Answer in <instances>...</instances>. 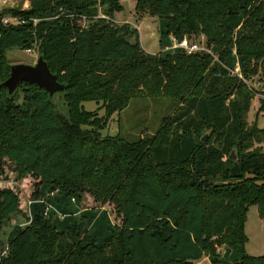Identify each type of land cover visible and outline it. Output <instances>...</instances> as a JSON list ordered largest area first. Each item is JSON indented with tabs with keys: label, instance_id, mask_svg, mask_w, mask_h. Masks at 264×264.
<instances>
[{
	"label": "trees",
	"instance_id": "trees-1",
	"mask_svg": "<svg viewBox=\"0 0 264 264\" xmlns=\"http://www.w3.org/2000/svg\"><path fill=\"white\" fill-rule=\"evenodd\" d=\"M27 2L28 10L1 14L24 22L0 24V173L8 165L15 179H33L34 200L53 189L67 198L87 194L118 223L96 242L87 216L66 212L74 217L59 229L42 216L41 198L23 225L11 224L20 198L0 186V264H195L203 257L220 264L224 247L239 248L233 264H264V255L244 251L249 206L264 218V126L246 122L253 94L225 66L234 46L243 77L264 71V0H134V11L156 16L165 36L202 35L216 59L181 49L146 53L137 29L112 18L121 0ZM240 11L234 32L227 18ZM13 48L36 50L63 90L50 96L21 82L7 94L1 83ZM151 99L175 106L152 135L100 136L130 101ZM84 101L103 115L83 109Z\"/></svg>",
	"mask_w": 264,
	"mask_h": 264
},
{
	"label": "rangeland",
	"instance_id": "rangeland-1",
	"mask_svg": "<svg viewBox=\"0 0 264 264\" xmlns=\"http://www.w3.org/2000/svg\"><path fill=\"white\" fill-rule=\"evenodd\" d=\"M121 2L124 6L123 10L115 12L112 18L117 23H128L137 29L140 45L146 53H158L160 51L165 53L167 51L176 50L178 48H172V46L176 45L183 38H186L188 42L195 43L199 46L201 49V51H199L200 53L204 52L210 54L214 59L217 58V54L211 45L207 46L205 44V38L202 35H184L181 39L174 38L171 35L165 36L160 21H158L156 16L147 14L141 16L136 13L133 5L134 0H121ZM5 8H16L18 10L29 9L27 0H0V15L4 12L3 9ZM7 16H9V14L1 15V17ZM30 19L33 24L38 21L37 18L32 17ZM227 20L229 25L235 26L234 32L240 30L242 11L237 12L234 16L227 18ZM229 55V61L225 64L226 68L231 75H240L246 87H248L253 94L250 108L246 114V122L252 124L255 121L258 127H262L264 126V107H261V105L264 106V104L260 101L264 99V71L259 70L256 74L243 77L234 46L230 48ZM36 57V50L28 53L25 50L13 48L6 52V58L9 60L10 64L23 63L31 65L36 62ZM234 70H236V72ZM17 94V100L20 101L21 93L18 90ZM55 96L54 102L57 103L59 99ZM81 106L87 111H95L98 117L102 116L104 113L103 109H97L98 105L93 101H84ZM174 107V103L169 99L130 101L124 110L117 114H113L107 119L104 128L99 131V134L100 136H114L119 133L121 137L128 141L135 140L136 137L141 135L142 131H144L146 135H152L159 125L160 118L171 114ZM203 134L201 136H203ZM33 184L34 180L29 177H25L21 180L15 179V174L10 172L8 165H5L3 168L0 173V186L9 187L15 191L20 198L19 214L13 217L9 223L17 224L19 222L20 225H23L25 216H32L31 206L34 204L33 202L37 201V203L41 205L39 200L41 198L46 205H48L46 209L42 208V216L50 223L53 222V224L57 225L59 229H63L64 225H66L65 222L63 224H60V222L66 221L69 217L75 216V218H77L81 215L87 216L86 218H82V221L86 223V219L89 218L87 220V227L90 229V234H88V236L96 242L100 241L108 234V227L110 225H117L118 223L116 216L113 217L112 215L110 217V210L94 208L95 205L90 201L89 195L87 194L80 199L76 198L75 195L67 198L57 189H53L44 192L41 198L39 197L34 200V196H31L34 189ZM69 211L75 212V214L77 211L80 212V214L71 216L66 213ZM244 224V233L247 238V243L244 245L245 253L251 256L264 255V218H259L257 216L256 207L249 206ZM8 229V225L1 228L2 237L7 235ZM239 251L238 247H232L227 251L221 252L219 255L221 259L220 264H233L239 256ZM199 264H211V262L202 261Z\"/></svg>",
	"mask_w": 264,
	"mask_h": 264
},
{
	"label": "water",
	"instance_id": "water-1",
	"mask_svg": "<svg viewBox=\"0 0 264 264\" xmlns=\"http://www.w3.org/2000/svg\"><path fill=\"white\" fill-rule=\"evenodd\" d=\"M36 59V62L31 65L23 63H13L10 65L8 78L1 83L6 89L7 94L11 95L21 82L34 83L50 96L63 90V86L57 82L56 76L50 73L44 60L40 56L36 57ZM207 134L208 131H205L200 139L203 143L206 141ZM229 158L236 159L233 150L230 152ZM225 249L226 247L222 248L223 251Z\"/></svg>",
	"mask_w": 264,
	"mask_h": 264
},
{
	"label": "built area",
	"instance_id": "built-area-1",
	"mask_svg": "<svg viewBox=\"0 0 264 264\" xmlns=\"http://www.w3.org/2000/svg\"><path fill=\"white\" fill-rule=\"evenodd\" d=\"M23 22L24 21L22 19L18 18L17 16H13V15L12 16L9 15L7 17H0V24L4 25V26L23 24ZM174 47L181 49L183 52H185L187 54H193V53H197V52L201 51V49L199 48V46L197 44L188 42V40L186 38H183L176 45L172 46V48H174ZM25 51L30 53L31 51H33V48L27 49ZM236 70H237V68H236ZM236 70H234V71L236 72ZM237 76L240 77V75H237ZM46 208H44V209H46ZM43 212H45V211H43Z\"/></svg>",
	"mask_w": 264,
	"mask_h": 264
},
{
	"label": "crops",
	"instance_id": "crops-1",
	"mask_svg": "<svg viewBox=\"0 0 264 264\" xmlns=\"http://www.w3.org/2000/svg\"><path fill=\"white\" fill-rule=\"evenodd\" d=\"M139 41H140V39H139ZM76 214H80V212H77V211H76ZM62 223H63V221L60 222V224H62ZM221 250H222V249H220L219 253L226 251V249H225L224 251H223V250L221 251ZM227 250H229V249H227ZM202 261H209V259L206 258V257H203L202 259H200V261L195 262V264H199V263L202 262Z\"/></svg>",
	"mask_w": 264,
	"mask_h": 264
}]
</instances>
